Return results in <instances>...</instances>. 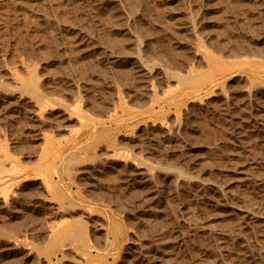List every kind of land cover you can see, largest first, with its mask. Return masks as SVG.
Returning a JSON list of instances; mask_svg holds the SVG:
<instances>
[{
    "label": "rangeland",
    "instance_id": "rangeland-1",
    "mask_svg": "<svg viewBox=\"0 0 264 264\" xmlns=\"http://www.w3.org/2000/svg\"><path fill=\"white\" fill-rule=\"evenodd\" d=\"M0 264H264V0H0Z\"/></svg>",
    "mask_w": 264,
    "mask_h": 264
},
{
    "label": "bare ground",
    "instance_id": "bare-ground-1",
    "mask_svg": "<svg viewBox=\"0 0 264 264\" xmlns=\"http://www.w3.org/2000/svg\"><path fill=\"white\" fill-rule=\"evenodd\" d=\"M89 135H90V134H89ZM80 224H82L83 227H86V225H85V221H80ZM73 227H74V226H73ZM74 229H75V228H74ZM77 229H78V228H76V230H74L75 235H73L74 233H72L73 236H76V234H77L76 231H77V232L79 231V233H80V230H81L82 232H84V231L86 230V228H85V229L82 228L83 230H82V229H78V230H77ZM70 231H71V230H70ZM70 231H69V232H70ZM79 233H78V235H79ZM84 235H85V233L83 234V236H84ZM79 236H80V235H79ZM79 236H76V238H78V239L83 238V237H81V236H80V238H79ZM81 241H83V239H82ZM84 242H86L85 239H84ZM84 242H83V243H84Z\"/></svg>",
    "mask_w": 264,
    "mask_h": 264
}]
</instances>
